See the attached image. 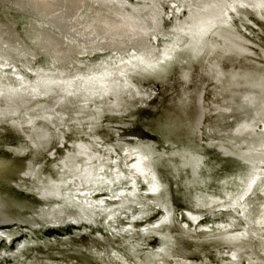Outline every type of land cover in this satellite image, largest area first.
<instances>
[{"label": "rangeland", "instance_id": "obj_1", "mask_svg": "<svg viewBox=\"0 0 264 264\" xmlns=\"http://www.w3.org/2000/svg\"><path fill=\"white\" fill-rule=\"evenodd\" d=\"M82 2L77 20L89 9L137 20L155 53L147 52L151 62L145 71L135 59L133 68L126 66L123 79L107 91L74 78L76 83L62 86L65 89L43 90L42 86L31 99L30 95L0 99V201L13 220L0 222V264H114L113 252L125 264H139L124 249L127 243L136 246L137 258L144 261L141 253L148 251L180 264H224L219 255L239 249L231 241L209 239L211 235L200 232L188 215L199 216L196 223L216 232V223L227 220L226 213L219 214L217 203L233 201L259 169L257 151L264 143V10L255 14L238 4L228 7L233 0H210L212 6L201 12L210 15L224 9L228 29L209 28L211 33L195 52L186 49L194 38L177 34L175 28L199 11L201 0ZM4 9L0 8V20L5 22L6 16L13 21L20 44L34 48L36 57L29 51L25 63L19 61L14 55L21 45L13 42L14 50L3 59L9 66L2 68L3 73L20 72L32 81L48 60L41 53V39L35 47L24 33L25 26L18 24L31 22L39 28L40 23L23 13L5 14ZM122 42L123 59L139 53L126 40ZM163 48L174 55L171 60L155 58ZM102 50L81 58L73 54L69 61L78 62L75 67L81 72L89 70L86 67L118 69L117 61L100 62L119 54ZM124 145L150 156L149 168L163 187L157 194L146 195L140 181L135 184V197L128 194L127 189H132L127 185L111 190L90 186L95 201L90 207L67 195L103 172L110 179L107 172L115 166L109 160L120 157ZM100 165L103 172L97 170ZM121 190L124 195L116 200ZM257 193L244 204L252 207ZM127 201L132 202L120 206ZM159 204L172 219L156 227L166 217ZM79 209L87 211L88 224L67 219L83 218ZM52 220L61 223L51 224ZM168 251L174 259L165 256Z\"/></svg>", "mask_w": 264, "mask_h": 264}, {"label": "bare ground", "instance_id": "obj_2", "mask_svg": "<svg viewBox=\"0 0 264 264\" xmlns=\"http://www.w3.org/2000/svg\"><path fill=\"white\" fill-rule=\"evenodd\" d=\"M82 1L83 0H0V8H5V12L3 13H23L24 16L27 15V17L29 16L34 21L40 23L39 28L37 27L38 25L34 23L22 21H19L18 26H25L24 33L28 40L32 41V44L35 47H37L36 45H38L37 39H41L39 45H41L42 49H44L41 51V53L48 60V64L44 66V69L39 68L36 71V75L38 76L32 81L25 78L20 72H17V75L15 76L4 74L3 69L9 66L5 60L3 61V59H6V56H8L9 53L11 54V52L14 50V45L16 43L21 45L18 46V50H16L17 54L14 55V57H16L19 61L26 60L29 51H31L29 53L33 54L32 57L36 56L34 55L35 52H32L34 48L32 49L31 46H28V44L23 41V44H20L19 41H21V38L15 32L16 25L13 24V21L10 18L8 19L6 16L5 22H2L0 20V99H20L24 95H30L29 97L31 99V95L38 94L40 89H42V86H44L43 90L57 87L61 88L62 86L68 84H72L71 86H73V83H76L75 79L79 80V82L81 80H86L88 81V83H91V86H89L88 84L89 87H98L101 92L107 91L108 88L123 79V76L126 74H123V72H125L124 69L126 68V66H130L131 68H133L132 66L136 63L137 60L135 59L137 58L139 59L137 64L141 63V66H143L144 68L142 71L146 70V65H148L150 61L148 59L149 56H147L149 53L147 54V52H149V49L152 50L153 48L147 40L146 34L148 33L145 30L141 29V27L138 28V22H135L137 20L133 22L131 18L123 17L118 14L100 12L101 10H97V12L95 13L93 12V10L91 11L90 9L89 11L84 12V15L80 18V20H77V16H79L78 13L80 6L83 3ZM90 1L96 2L97 0ZM209 1L210 0H201L199 4H201L202 7L199 8V11L192 12L190 18L181 27L175 28V32L177 34L179 33L182 35H186L189 40L191 37L194 38V41H191L192 43L189 42L190 45H188L186 49L193 48V51L196 52V50L200 47L198 45H201L203 39L208 36V33H211L209 28L217 26H221L224 28L228 27V16H226V18L223 17L224 9L218 8L219 11L216 10L217 13L214 12L212 14L210 11V15L209 12H201V9L206 10L207 8L209 9L212 6L211 2L209 3ZM213 4H215L214 1ZM230 4L231 5L228 7L233 8L234 4H238L255 14H260L264 10V0H233V2H231ZM138 14L139 12H137V15ZM78 21H81V23H79ZM52 33H55V35ZM56 34L58 36H56ZM124 40L130 43L129 45L136 47L137 50H139V53L131 52V56H126L123 59V51L121 52L120 50L124 48L122 44V41ZM13 42L15 44H13ZM99 43H101V45H99ZM103 44L107 46H105L104 48ZM102 49H107L113 54L119 55L116 59H102L100 63L108 65L109 63H114L117 61V63L120 65L118 69H114L109 72V70H102L101 68H89L85 66L87 64H84V66L89 70H84L83 72H81L79 68L75 67L78 62H75L74 60L69 61L70 55L77 54L81 58V56L92 55L93 50L103 51ZM162 50L163 53L160 56H154L158 61L166 62L167 60H171L174 57V55H171L170 52H168L166 49L163 48ZM154 53L155 52L153 51V54ZM124 61L127 63H125ZM72 66L74 67L73 71ZM150 67L151 66H149V69ZM42 70H46L48 72L42 73ZM49 71H51L52 73H49ZM124 81L126 82V79ZM35 82L37 83V86L34 84ZM83 84L85 85V82ZM34 89L38 90L35 91ZM68 89L70 88H67V91ZM40 93H42V90ZM260 147L261 148H259L257 151L258 153H260V160H258L259 165L256 164L257 166H259V169L254 171V175H251L247 179V182H244V186L241 190V193L239 192L240 194H237L238 196H235L233 201H229L227 203H220L218 201V203L216 202L218 204L217 210L220 212L219 214H223L221 212L227 214L224 217L227 219L226 221L216 223V232L214 230H209L208 227L204 225H200V223H196V221L200 218L199 216H194L193 214L188 215L189 220H192L193 225H195V227H201L200 232H206L205 234L211 235L209 239H224L229 242L231 241L233 244L231 245H236V248L239 249L236 251L234 249V252L226 251L223 254H220L219 258L224 262V264H264V188H262V186H264V143ZM109 151L111 152V150ZM120 153V157L113 159L111 158L112 160H109V163L115 166L112 170L107 172L111 175L110 179L105 176V173L103 172L104 169L100 165L97 170L103 172L102 175H100L93 182L79 186V189L76 188L77 190L74 189L75 191L73 190L67 195L73 196V198L75 197L74 200L79 201L81 204H84L87 207H90L92 203H95V201H93V199L91 198L92 195L90 191H92V187L97 188L96 190L102 188L106 190H111V187L115 188V185H127L130 186L132 189V191L127 189L128 194L135 197L134 194L138 192V189L135 187V184L140 181L142 184L145 185L147 189L146 191L148 193L146 195L157 194L158 191L161 190L162 185L160 187V184L154 172L152 171V169L149 168L148 162L150 156L148 157L140 150L130 149L126 145L122 146V148L120 149ZM114 155L116 154L114 153ZM119 161H121V165ZM258 181L259 183L257 184ZM76 182L77 184H82L81 180H78ZM90 186L92 187L90 188ZM123 193L124 191H119V193L114 196L116 200L121 199L122 195H124ZM255 193H257L256 197L254 198V201L256 202L254 203V205H252V207H248L247 204H244V200ZM98 202V207L99 204L102 205L100 210H103V200ZM131 202L132 201H127L126 203L121 204L120 206L125 207L128 204L130 205ZM163 206L164 205H160V207L163 208L162 211H164V216L166 217L162 220V222L160 221V223H156V227H158L160 224L166 223L167 221H171L172 219L170 217V212L167 210V208ZM4 208L5 207L3 205V202L0 201V222H2V224L3 222L13 221L8 217V215H6ZM81 209L77 211L78 213H84L83 218L80 219L78 217V219H75L74 217H67V219L70 222H83L88 224V222H90L88 220L89 218L87 219L85 217V215H87L88 213L87 211L84 212V210ZM213 212H215V210ZM230 213L232 214L231 216ZM110 217L111 216H109V218ZM109 222L112 223V220L110 219ZM50 223L57 225L61 223V221L52 220L50 221ZM143 234H147V231H145L144 229ZM135 247L136 246H134L132 243H127L124 249L127 250L132 257L137 259L139 264H143L144 262L145 264H150V262L154 264H180L177 260H172L170 262L168 260L165 261L162 258V254H154L151 252L148 253V251H143L141 253L145 257L144 261L139 257L137 258L135 254L137 250H134ZM252 249L254 251L256 250L257 254L255 253V255H253V252L251 251ZM160 251L162 253L165 252L163 249H161ZM240 251L242 252V254ZM164 254L167 258L174 259V256L170 255L169 251ZM167 254H169L170 256H167ZM110 261L114 264H125V261L118 252H113L112 259Z\"/></svg>", "mask_w": 264, "mask_h": 264}]
</instances>
